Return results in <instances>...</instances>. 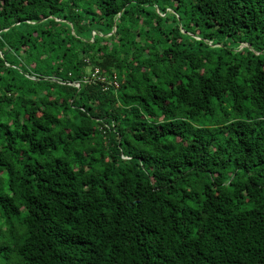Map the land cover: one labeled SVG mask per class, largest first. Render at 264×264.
Returning <instances> with one entry per match:
<instances>
[{
	"label": "trees",
	"instance_id": "1",
	"mask_svg": "<svg viewBox=\"0 0 264 264\" xmlns=\"http://www.w3.org/2000/svg\"><path fill=\"white\" fill-rule=\"evenodd\" d=\"M0 264H264V0H0Z\"/></svg>",
	"mask_w": 264,
	"mask_h": 264
},
{
	"label": "built area",
	"instance_id": "2",
	"mask_svg": "<svg viewBox=\"0 0 264 264\" xmlns=\"http://www.w3.org/2000/svg\"><path fill=\"white\" fill-rule=\"evenodd\" d=\"M96 74H97V70H95V71L92 73V76H91V77H92V78L95 77Z\"/></svg>",
	"mask_w": 264,
	"mask_h": 264
}]
</instances>
